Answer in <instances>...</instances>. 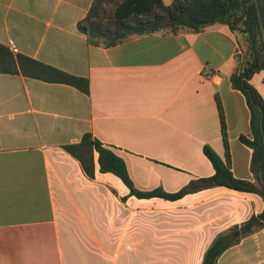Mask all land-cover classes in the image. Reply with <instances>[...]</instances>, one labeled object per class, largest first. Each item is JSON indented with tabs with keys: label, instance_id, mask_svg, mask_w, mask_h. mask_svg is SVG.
<instances>
[{
	"label": "crops",
	"instance_id": "0c3cea01",
	"mask_svg": "<svg viewBox=\"0 0 264 264\" xmlns=\"http://www.w3.org/2000/svg\"><path fill=\"white\" fill-rule=\"evenodd\" d=\"M91 5L0 0V43L90 81L86 95L0 73V264H202L217 235L263 212L259 195L213 187L140 199L98 166L90 179L63 147L90 132L124 159L138 190L176 193L215 174L205 145L225 154L219 96L233 173L254 182L240 140L251 134L250 112L230 83L246 39L216 24L92 47L78 30ZM251 83L264 98V70ZM218 264H264V229Z\"/></svg>",
	"mask_w": 264,
	"mask_h": 264
},
{
	"label": "trees",
	"instance_id": "16d2710c",
	"mask_svg": "<svg viewBox=\"0 0 264 264\" xmlns=\"http://www.w3.org/2000/svg\"><path fill=\"white\" fill-rule=\"evenodd\" d=\"M216 24H225L235 33H241L247 43L243 55L236 59V67L230 75L234 90L245 98L250 112V136H241L243 144L252 150L251 171L255 181L235 177L232 169L229 133L222 100L216 97L224 156L210 145L203 152L212 163L215 174L190 181L176 193L162 188L140 191L131 179L122 157L106 147L90 132L81 141L63 149L77 159L90 178L95 179L96 166L101 173H111L128 187L129 195L140 199L162 198L176 201L199 190L224 187L230 190L254 193L264 201V98L252 85L253 76L264 70V0H92L87 16L78 23V30L87 37L92 47H114L134 36L156 33H200ZM0 73L22 75L53 84H65L90 94V81L61 69L14 53L8 45L0 43ZM264 229V210L253 215L241 225L220 233L204 254L202 264H218L220 256L229 248ZM240 232V235H236Z\"/></svg>",
	"mask_w": 264,
	"mask_h": 264
},
{
	"label": "rangeland",
	"instance_id": "374dc122",
	"mask_svg": "<svg viewBox=\"0 0 264 264\" xmlns=\"http://www.w3.org/2000/svg\"><path fill=\"white\" fill-rule=\"evenodd\" d=\"M171 1H172V0H164V3H165V4H170ZM240 55H241V56L243 55V51H242V53H240ZM238 56H239V55H238Z\"/></svg>",
	"mask_w": 264,
	"mask_h": 264
},
{
	"label": "built area",
	"instance_id": "2783aa9c",
	"mask_svg": "<svg viewBox=\"0 0 264 264\" xmlns=\"http://www.w3.org/2000/svg\"><path fill=\"white\" fill-rule=\"evenodd\" d=\"M11 50H12L14 53H17V50H16V48H14V47H11Z\"/></svg>",
	"mask_w": 264,
	"mask_h": 264
},
{
	"label": "water",
	"instance_id": "95a60500",
	"mask_svg": "<svg viewBox=\"0 0 264 264\" xmlns=\"http://www.w3.org/2000/svg\"><path fill=\"white\" fill-rule=\"evenodd\" d=\"M236 235H237V236L240 235V232H237Z\"/></svg>",
	"mask_w": 264,
	"mask_h": 264
}]
</instances>
